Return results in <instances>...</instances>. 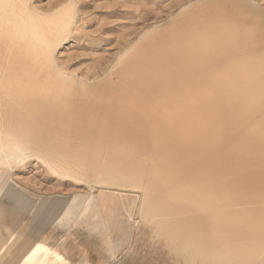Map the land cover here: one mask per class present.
<instances>
[{
  "label": "bare ground",
  "instance_id": "1",
  "mask_svg": "<svg viewBox=\"0 0 264 264\" xmlns=\"http://www.w3.org/2000/svg\"><path fill=\"white\" fill-rule=\"evenodd\" d=\"M33 1L0 0V164L10 165L11 158L19 161L38 156L63 177L139 192L140 215H136L193 264H264V183L258 180L264 174L259 166L264 127L261 132L246 133L248 145L259 147L260 152L249 153L248 158L255 157V162L241 181L234 182L224 171L201 178L203 169L196 167V158L185 162L152 154L149 149L145 152L141 145L150 138L141 139L134 132L142 126L146 129L143 112L151 114L150 106L141 108L134 95L108 103L103 83L88 85L65 75L54 51L75 22L73 3L45 10ZM218 9L197 14L196 22L182 29L174 28L180 23H169L155 36L200 67L202 81L212 85L226 82L223 88L237 98V110L243 117L262 119L264 14L247 5L240 10ZM135 57L125 56L114 68L121 85L139 65V57ZM115 81L106 78L105 84ZM70 137L77 138L74 152ZM220 138L223 142L224 136ZM232 151H228L229 157ZM200 154L210 165L213 158L210 160L208 148ZM74 197L60 204V215L65 205H69V214H77L83 206L84 212L91 208V199ZM97 224L89 222L90 227L99 228ZM6 233L8 240L17 236L9 226ZM3 236L0 230L4 247L8 240L1 239ZM39 253H43L40 260L53 253L56 261L71 264L61 252L39 242L23 260H32Z\"/></svg>",
  "mask_w": 264,
  "mask_h": 264
},
{
  "label": "rangeland",
  "instance_id": "2",
  "mask_svg": "<svg viewBox=\"0 0 264 264\" xmlns=\"http://www.w3.org/2000/svg\"><path fill=\"white\" fill-rule=\"evenodd\" d=\"M33 3L45 10L73 3L75 24L54 51L55 61L65 75L88 85L103 83L104 100L108 103L116 104L115 101L129 100L134 95L141 108L150 106L151 114L142 111L146 129L142 126L134 132L141 139L150 138L149 143L143 141L142 150L149 149L169 160L190 162L196 158V167L203 169L201 178L215 177L224 171L230 173L234 182L242 180L255 162V157L248 158L249 153L260 152L259 147L248 145L250 138L246 133L261 132L264 118L243 117L237 110V98L230 94L231 90L223 88L226 82L212 85L202 81L200 67L179 56L175 48L155 35L171 23H180L174 28L181 29L192 25L197 14L218 7L240 10L247 5L251 11L264 14V0H34ZM125 56H137L140 62L133 76L121 85L113 70ZM106 78L116 81L109 86L105 84ZM70 139L73 147L70 150L74 152L78 150L77 138ZM204 148H208L210 160L213 158L210 165L200 154ZM82 150L87 152L85 147ZM260 158L259 166L264 169V151ZM11 159L10 165L0 164V230L4 235L1 239L9 238L7 226L17 236L9 239L6 246L0 245V264L65 263L56 261L53 253L46 260H40L43 253L32 260H23L38 241L61 252L71 264H193L138 216L139 192L63 177L38 156L22 161ZM7 178L10 179L4 183ZM258 180L264 183V174ZM74 196L91 199V208L84 212L86 207H81L70 222L66 220L70 218L69 205L64 206L60 217L52 215L58 205ZM89 222L98 223L99 228L90 227Z\"/></svg>",
  "mask_w": 264,
  "mask_h": 264
},
{
  "label": "crops",
  "instance_id": "3",
  "mask_svg": "<svg viewBox=\"0 0 264 264\" xmlns=\"http://www.w3.org/2000/svg\"><path fill=\"white\" fill-rule=\"evenodd\" d=\"M74 198H77V197H74ZM19 199H21V200L23 199V196H22L21 194H20ZM69 204H70V203H69ZM59 209H60V205H58L57 210H54L55 212L53 211L52 215L55 214L56 217H60L61 215H60V213H59ZM65 213H66V212H65ZM67 213H68V212H67ZM67 213H66V215H67ZM68 214H69V213H68ZM66 215H64L65 218H66ZM69 215H70V218H68V217L66 218V220H67L68 222H70V221L73 219L72 217H76L77 214L70 213ZM71 215H72V216H71ZM62 223H63V222H62ZM38 242H39V241H38ZM39 243H41V242H39ZM42 244H45V243H42ZM45 245H47V244H45ZM48 246H49V245H48ZM66 259H67V258H66Z\"/></svg>",
  "mask_w": 264,
  "mask_h": 264
}]
</instances>
